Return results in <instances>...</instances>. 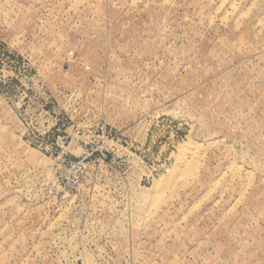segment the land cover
<instances>
[{
    "label": "rangeland",
    "instance_id": "1",
    "mask_svg": "<svg viewBox=\"0 0 264 264\" xmlns=\"http://www.w3.org/2000/svg\"><path fill=\"white\" fill-rule=\"evenodd\" d=\"M0 264H264V0H0Z\"/></svg>",
    "mask_w": 264,
    "mask_h": 264
},
{
    "label": "bare ground",
    "instance_id": "2",
    "mask_svg": "<svg viewBox=\"0 0 264 264\" xmlns=\"http://www.w3.org/2000/svg\"><path fill=\"white\" fill-rule=\"evenodd\" d=\"M192 146V145H191ZM194 146V145H193ZM193 149V148H192ZM189 150H191V149H189ZM191 151H193V150H191ZM185 162V161H184ZM182 163H180V165H181ZM184 164V163H183ZM180 165L179 166H175V167H173L172 168V170H171V172L167 175V178L168 179H173V178H175V177H177L179 174H181L182 173V168L180 167ZM177 175V176H176Z\"/></svg>",
    "mask_w": 264,
    "mask_h": 264
},
{
    "label": "built area",
    "instance_id": "3",
    "mask_svg": "<svg viewBox=\"0 0 264 264\" xmlns=\"http://www.w3.org/2000/svg\"><path fill=\"white\" fill-rule=\"evenodd\" d=\"M76 180H78V176L76 177Z\"/></svg>",
    "mask_w": 264,
    "mask_h": 264
}]
</instances>
